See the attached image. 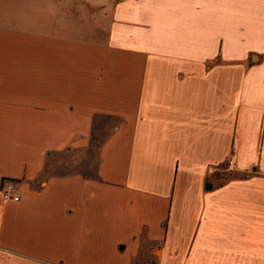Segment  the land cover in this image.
Here are the masks:
<instances>
[{"label":"crops","instance_id":"obj_1","mask_svg":"<svg viewBox=\"0 0 264 264\" xmlns=\"http://www.w3.org/2000/svg\"><path fill=\"white\" fill-rule=\"evenodd\" d=\"M96 1L0 0V264H264V0Z\"/></svg>","mask_w":264,"mask_h":264},{"label":"rangeland","instance_id":"obj_2","mask_svg":"<svg viewBox=\"0 0 264 264\" xmlns=\"http://www.w3.org/2000/svg\"><path fill=\"white\" fill-rule=\"evenodd\" d=\"M98 3L96 0L90 2L89 0H78V18H79V28L83 27L85 24L97 27V22H91V15L89 10L86 11V7H90V5H96ZM260 78H264V69H260L257 74ZM264 83L263 80H260ZM111 118L103 117V119L99 120L100 125L95 129L90 138V144L85 148H80L77 151V168L78 171L87 172L89 174H93L95 171V166L98 160V151L101 142L105 139L110 131V127L112 126ZM98 121V122H99ZM222 167H227L223 164ZM64 171V170H62ZM222 176H216V184H220L226 182L228 179L233 176H228L230 171H222ZM226 175V176H225ZM159 246L158 243H147V245H143V250L139 254V258L135 260V264H154L155 259V250Z\"/></svg>","mask_w":264,"mask_h":264},{"label":"built area","instance_id":"obj_3","mask_svg":"<svg viewBox=\"0 0 264 264\" xmlns=\"http://www.w3.org/2000/svg\"><path fill=\"white\" fill-rule=\"evenodd\" d=\"M19 185L20 182L17 180H3L0 184L2 199L5 201L19 200Z\"/></svg>","mask_w":264,"mask_h":264},{"label":"water","instance_id":"obj_4","mask_svg":"<svg viewBox=\"0 0 264 264\" xmlns=\"http://www.w3.org/2000/svg\"><path fill=\"white\" fill-rule=\"evenodd\" d=\"M209 185H210V184H207V186H206V187L208 188V187H209Z\"/></svg>","mask_w":264,"mask_h":264}]
</instances>
